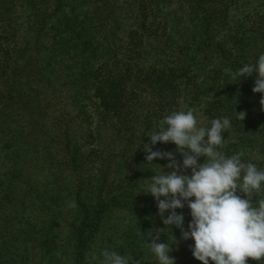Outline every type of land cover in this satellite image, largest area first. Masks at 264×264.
Listing matches in <instances>:
<instances>
[{"label":"trees","instance_id":"obj_1","mask_svg":"<svg viewBox=\"0 0 264 264\" xmlns=\"http://www.w3.org/2000/svg\"><path fill=\"white\" fill-rule=\"evenodd\" d=\"M261 54L264 0H0V199L9 213L0 212L9 233L8 243L0 239V264H101L104 249L158 264L147 246L151 229H161L159 242L171 244L176 264H201L189 248L194 241L181 240L175 226L164 228L154 197L144 194L169 161L146 164L143 145L165 116L194 109L198 126L230 119L218 151H242L244 162L264 169L255 73L233 80L224 71L255 65ZM59 82L68 99L50 105L47 89L58 92ZM175 148L158 142L152 150ZM49 175L67 195L55 196V206L71 213L66 242L37 214L43 198L54 195ZM12 186L35 196L19 208ZM73 200L77 207L68 208ZM26 208L39 239L27 229L10 236L12 216ZM176 211L187 230L190 210Z\"/></svg>","mask_w":264,"mask_h":264},{"label":"clouds","instance_id":"obj_2","mask_svg":"<svg viewBox=\"0 0 264 264\" xmlns=\"http://www.w3.org/2000/svg\"><path fill=\"white\" fill-rule=\"evenodd\" d=\"M233 80L255 73L253 93H260L261 111H264V54L255 65H244L238 71L224 70ZM246 112H237L243 121ZM194 109L173 111L159 122L150 143L143 145L146 164L156 159L169 163L151 177L145 193L154 197L164 228L175 226L180 239L194 241L189 246L192 256L201 264H247V261L264 260V199L256 196L264 188V169L252 162H244V153L226 156L217 149L223 147L224 132L231 127L230 119L215 118L210 126H198ZM173 143L174 151H153L157 143ZM182 156L178 161L176 154ZM204 157L203 163H198ZM190 170V174H188ZM255 198V199H254ZM190 210L187 230L185 217L177 209ZM76 208L75 201L67 204ZM169 213L165 217V213ZM161 229H151L147 246L158 264H176L171 244L161 243ZM144 233H138L142 235ZM177 241L175 240V243ZM101 264H139L127 255L104 249ZM94 260L98 259L95 255Z\"/></svg>","mask_w":264,"mask_h":264},{"label":"rangeland","instance_id":"obj_3","mask_svg":"<svg viewBox=\"0 0 264 264\" xmlns=\"http://www.w3.org/2000/svg\"><path fill=\"white\" fill-rule=\"evenodd\" d=\"M59 90L58 92H56V90H53L52 88L51 89H47V93H46V101H50V105H53L56 103V105L58 106L59 103L58 100L59 99H65L67 100L68 99V95H69V88L67 85H62L60 84L59 82ZM72 107V106H71ZM70 105H68L67 108H71ZM55 137V136H54ZM112 165V162L111 164ZM107 171L110 173L111 172V169L108 167L107 168ZM44 172H48V170L45 168L44 169ZM43 172V173H44ZM59 173L62 172V170L58 171ZM42 176V174H40ZM48 175L45 176V181L47 183V180H46V177ZM50 176V186L52 187V184L53 186L55 187V184H56V187L55 189L53 188V192H54V195L52 196H48V198H43V203H41L40 205H37V207H42L43 205H45L46 207L43 209V211L40 213L37 209V214L41 215L42 216V219H44L45 223H46V226L47 227H50L52 228V232L54 233H58L59 236L62 235V236H66L64 241L63 242H66L68 236L70 233H68V229L69 227H67V218H69V221H70V217H71V213H65V208L62 204L58 206H55L56 205V202H58L56 199H55V196L59 197L60 200H62L63 197H66L67 195H65V193H61V188L59 186L60 183L59 182V177L56 176L55 177H52L51 175ZM18 180V182H23L24 181V178L22 177V175L16 179ZM55 180L56 183H52V181ZM42 180H39L37 181V185L39 186L37 190H40L41 191V186L44 187V185L41 183ZM41 184V185H40ZM58 184V185H57ZM62 187H64L62 185ZM34 188V187H33ZM12 194L10 196H14L16 197V200L15 201H18L17 203V207L21 208V205L25 202L26 200L30 201V195L31 193L34 192V190L30 191V192H18L17 191V188L15 186H12L11 187V190ZM51 191H46V192H42V195L46 194V193H50ZM18 194H21L22 196H19ZM34 194V193H33ZM35 196V194H34ZM72 195H69L68 197H70ZM2 199V198H1ZM0 199V212L4 215H8L9 216V213H8V210L5 208L6 207V203L5 201L1 200ZM42 200V199H41ZM56 200V202H55ZM64 200V199H63ZM40 200H37V202H39ZM53 201V203H52ZM30 209L31 208H26V210L24 209L23 211H18V213H16V217L15 215H13L12 217L15 218L14 220V224H8L10 226V229L12 228L13 232L10 234L11 235H15L18 236H23V233L20 232L21 229H27L26 231H29V237L30 238H33L32 240H36V239H39V234H38V225H36L34 228L32 227L31 223H33V220H31L33 217H34V213L33 211L30 212ZM48 209L47 212H45V210ZM30 213V214H29ZM45 213V215H44ZM13 214V212H12ZM75 216H73L71 219H74ZM78 217H79V213L77 214L75 220L74 221V225L76 224V222L78 221ZM43 222V224H44ZM2 224V220H0V239H5V241L8 243L9 241V233L7 232V230L5 228H3V226L7 225H1ZM36 224H38V222H36ZM28 225V227H27ZM73 225V226H74ZM124 226V222L122 221V225H121V228ZM2 231V232H1ZM64 246H65V243H63ZM2 245V244H0ZM4 246H2L0 249L1 250H4L3 248ZM35 250H37V247L35 248ZM35 250L33 249V251L35 252ZM117 253H120L122 254V252H117Z\"/></svg>","mask_w":264,"mask_h":264}]
</instances>
